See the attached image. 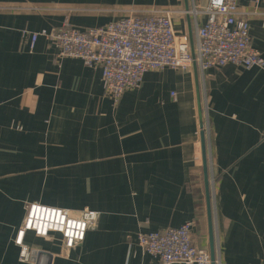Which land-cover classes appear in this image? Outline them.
<instances>
[{"label": "crops", "instance_id": "0c3cea01", "mask_svg": "<svg viewBox=\"0 0 264 264\" xmlns=\"http://www.w3.org/2000/svg\"><path fill=\"white\" fill-rule=\"evenodd\" d=\"M238 3L256 13L253 46L264 57V4ZM207 4L0 0V264H160L137 235L191 222L194 244L210 255L214 246L216 264H264V69L149 72L115 106L101 69L59 58L44 37L30 48L33 33L160 10L173 11L177 33L194 42L196 21L182 12ZM29 203L100 218L73 249L59 234L28 233L24 261L15 240Z\"/></svg>", "mask_w": 264, "mask_h": 264}, {"label": "built area", "instance_id": "2783aa9c", "mask_svg": "<svg viewBox=\"0 0 264 264\" xmlns=\"http://www.w3.org/2000/svg\"><path fill=\"white\" fill-rule=\"evenodd\" d=\"M253 9L264 0H252ZM194 18L195 41L175 29L174 12L160 10L133 14L102 28L79 30L69 25L51 31L30 34L34 50L40 37L58 50V57L80 59L91 69H101L105 95L115 106L123 96L139 89L149 72L219 70L228 65L250 70L264 69V57L253 46L251 20L255 11L241 10L238 0H208L205 8L182 12ZM204 15L205 23L198 24ZM175 97V94H173ZM100 213L88 209L72 212L56 207L29 203L15 244L21 247V259L30 251L24 245L28 233L49 239L59 234L68 249L82 244L90 230L97 227ZM194 223L162 232L138 234L139 247L160 264H212L209 252L193 242Z\"/></svg>", "mask_w": 264, "mask_h": 264}, {"label": "water", "instance_id": "95a60500", "mask_svg": "<svg viewBox=\"0 0 264 264\" xmlns=\"http://www.w3.org/2000/svg\"><path fill=\"white\" fill-rule=\"evenodd\" d=\"M202 140H203L204 156H205L206 145H205V135H204V133H202ZM204 170H205L206 192H207V196L209 198L210 197V187H209V176H208V162H207L206 157L204 158ZM209 214H210V206H209ZM213 234H214L213 233V228L211 227V238H212V240H214ZM211 258H212V264H216L214 246L212 248Z\"/></svg>", "mask_w": 264, "mask_h": 264}, {"label": "rangeland", "instance_id": "374dc122", "mask_svg": "<svg viewBox=\"0 0 264 264\" xmlns=\"http://www.w3.org/2000/svg\"><path fill=\"white\" fill-rule=\"evenodd\" d=\"M208 133H210V126L207 124V126H205V141L207 142L209 139H208V136H209V134ZM206 145H207V143H206ZM207 161H208V163H209V160H210V156H209V154L207 155Z\"/></svg>", "mask_w": 264, "mask_h": 264}]
</instances>
